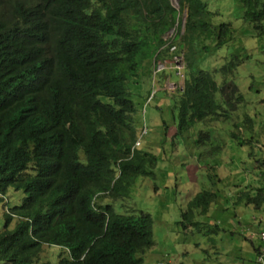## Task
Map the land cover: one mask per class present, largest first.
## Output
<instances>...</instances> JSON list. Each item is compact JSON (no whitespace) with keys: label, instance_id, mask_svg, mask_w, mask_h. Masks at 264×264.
I'll use <instances>...</instances> for the list:
<instances>
[{"label":"trees","instance_id":"obj_1","mask_svg":"<svg viewBox=\"0 0 264 264\" xmlns=\"http://www.w3.org/2000/svg\"><path fill=\"white\" fill-rule=\"evenodd\" d=\"M177 1L178 10L170 0H0V264H38L43 244L65 249L60 264L144 263L142 255L154 245L151 215L121 213L114 204L128 197L137 178L155 177L158 156L140 147L142 139L134 146L132 94L151 93L142 83L154 82V61L177 56L171 50L177 36L189 61L174 101L176 135L199 122L231 120L229 138L249 142L241 127L254 133L251 117L237 103L225 104L235 99V85L226 79L243 59L234 54L224 63L220 84L191 60L205 48L200 34L220 47L233 38L231 24H213L205 0ZM239 1L261 41L264 0ZM176 25L174 36L163 39ZM239 110L241 118L233 120ZM169 129L165 125V136ZM212 175L220 180L215 170ZM11 189L20 193L13 204L4 202ZM251 194L243 191L237 202L258 208L264 196ZM216 197L208 189L194 194L181 209L183 229L210 226L217 233L218 224L195 219L208 216ZM244 231L241 239L250 244Z\"/></svg>","mask_w":264,"mask_h":264},{"label":"rangeland","instance_id":"obj_2","mask_svg":"<svg viewBox=\"0 0 264 264\" xmlns=\"http://www.w3.org/2000/svg\"><path fill=\"white\" fill-rule=\"evenodd\" d=\"M205 1L210 11L209 15L213 13V24L230 23L233 38L224 45L215 47L211 37L200 34L199 38L203 37L202 46L205 48L199 46L198 51L193 54L191 59L193 66L196 69L212 71L214 78L220 84L222 75L218 70L224 63L234 54L243 59L235 68L234 76L231 75L226 79L231 80L235 85L234 87L231 84H224L225 88L232 86L235 99L225 104L229 106L237 103L236 105L251 117L254 133L241 127L243 138L249 140L247 144L241 146L227 135V131L233 128V121L220 119L221 121L208 124L199 122L184 133L176 135L173 115L177 116V104L174 101L179 96L189 61L185 56L188 49L181 44L177 36L175 51L178 54L174 55L180 58L162 59L165 70L154 77L153 83L150 81L142 83L146 89L150 88L151 93L154 91V97L147 102L145 92L132 90V100L136 107L135 128L138 134L142 128L147 129L143 139L141 138L140 147L158 156L155 177L137 178L128 197L114 204L118 212L143 210L152 217L154 245L142 255L143 264H218L220 257H217L213 251L216 247L219 250L222 246L220 244L213 247V245L217 240L222 239L221 235L218 236L220 232H229L233 229H236L238 234L234 242L243 247L242 252L238 250L240 255L235 258L237 262L234 263L255 264L253 252L246 249L247 242L241 237L242 232L249 228L247 224L252 228L255 227L253 223L251 224L252 220L247 218L252 212L257 219L263 218L264 222V202L257 208L252 203L237 202V195L246 190L252 193V197L257 196L259 192L264 196V161L262 160L264 129L261 130L262 125L259 124V120H263L264 125V39L258 41L252 24L242 18L243 6L239 0ZM171 3L178 9L176 0H171ZM178 16L183 33L186 12H180ZM177 27L178 25L169 29L163 35V39L172 38ZM205 57L206 59L201 61ZM214 69H217V72ZM227 90L231 92V89ZM217 99H222L220 93H217ZM230 114L232 115L231 112ZM239 116L240 118L242 116L240 110L231 117L233 120H239L235 118ZM165 125L170 128L166 136L163 133ZM199 131L206 135L201 138ZM219 144H223L222 148L216 149L215 146ZM250 152H253V155H250ZM214 170L220 179L217 182L212 175ZM257 188L263 189L258 191ZM202 189L214 191L217 197L210 204L208 216L196 215L195 219L204 223L210 219L208 221L210 224H218L217 233H212L209 230L210 226L200 229L192 226L184 230L179 223L181 209L185 208L189 199ZM19 196V192L11 189L8 195H5L4 202L16 203ZM100 199L107 201L105 197ZM239 216L244 219L239 220ZM13 224L14 221L11 226ZM1 227L0 215V229ZM211 237L215 240L211 241ZM60 253L67 256L63 247L43 244L38 264H60ZM223 259L228 261L226 257ZM233 259L231 256L232 261Z\"/></svg>","mask_w":264,"mask_h":264},{"label":"crops","instance_id":"obj_3","mask_svg":"<svg viewBox=\"0 0 264 264\" xmlns=\"http://www.w3.org/2000/svg\"><path fill=\"white\" fill-rule=\"evenodd\" d=\"M143 137V136H142ZM143 139V138H142ZM196 177V176H195ZM197 178V177H196ZM248 219L252 220L251 224L253 223L255 225L254 228H252L251 225L247 226L249 228L246 229V231L249 232L251 239H249V243L247 244L246 249L248 251H252L253 255L255 256L254 258V262L255 264H261L258 263L256 260V254H257V250L259 249V247H263L264 246V242L262 241V239L260 238V231L264 230V222H263V218H258L255 216V213L252 212V215H249V217H247ZM239 220H243L244 217H238ZM237 232L236 229H233L229 232L226 231H222L218 234L221 235V238L219 241L217 240V242L213 245V247H216V245H220L222 246V248H219V250H217L218 247L215 248V251H213L215 254H217V257H220V259H218V264H235V258L233 259V261L231 260V257L228 256L229 254H232V251L235 252L236 250H240V248L242 247L240 244H236L234 242V239H231V235L233 233ZM259 233V235H258ZM258 235V236H257ZM213 238V237H212ZM211 239V238H210ZM255 239H257V242H255ZM257 249V250H256ZM210 251V250H208ZM227 258L228 261L224 260L223 258ZM237 262V261H235ZM264 264V263H263Z\"/></svg>","mask_w":264,"mask_h":264},{"label":"built area","instance_id":"obj_4","mask_svg":"<svg viewBox=\"0 0 264 264\" xmlns=\"http://www.w3.org/2000/svg\"><path fill=\"white\" fill-rule=\"evenodd\" d=\"M173 48H174V46L171 47V49H173ZM156 67H157L156 69L159 70V69H162L163 67H165V64H164L163 61H158ZM146 132H147L146 127L142 128V130H141V132H140V135H139V139H138V141L136 142V144H139V142H140L142 136H143L144 134H146ZM261 239H262V241L264 242V230H263L262 233H261ZM256 260H257L258 263H263V261H264V246L262 247L261 252H260V254L257 256Z\"/></svg>","mask_w":264,"mask_h":264},{"label":"clouds","instance_id":"obj_5","mask_svg":"<svg viewBox=\"0 0 264 264\" xmlns=\"http://www.w3.org/2000/svg\"><path fill=\"white\" fill-rule=\"evenodd\" d=\"M177 1V0H176ZM170 3H171V0H170ZM177 4H178V1H177ZM171 5H172V3H171ZM173 6V5H172ZM174 7V6H173ZM175 8V7H174ZM178 8H179V6H178ZM178 10V9H177ZM186 12V11H185ZM175 48V47H174ZM173 48V49H174ZM173 49H171V50H173ZM175 58H180L179 56H174ZM173 57V58H174ZM162 59H158V60H156V61H154L153 62V66H154V70H153V81H154V76H156V75H158L160 72H162V71H164L165 70V67H163L162 69H159V70H157L156 68V66H157V63H158V61H161ZM164 61V60H163ZM176 62V61H175ZM177 68V67H176ZM154 97V91H152V93H150L147 97H146V101L148 102L149 100H151L152 98ZM139 135H140V133H139ZM139 135H138V137H137V139H136V141H135V143H134V146L135 145H138V144H136V142L138 141V139H139ZM141 141V140H140ZM140 143V142H139Z\"/></svg>","mask_w":264,"mask_h":264}]
</instances>
